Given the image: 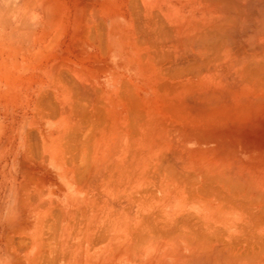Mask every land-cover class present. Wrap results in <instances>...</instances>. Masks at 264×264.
<instances>
[{"label":"crops","instance_id":"obj_1","mask_svg":"<svg viewBox=\"0 0 264 264\" xmlns=\"http://www.w3.org/2000/svg\"><path fill=\"white\" fill-rule=\"evenodd\" d=\"M64 1L60 3L62 10L59 11H61V14L62 12L66 13L65 22L58 24L57 19H55V22L52 23L53 42H51V44L53 47V54H51V58L53 60V69L46 73V76L49 78L47 85L43 86L39 84V87L36 88V91L32 96L33 97L32 100L30 99L33 102L34 109L37 108L38 111L49 113L48 119L43 123V127L46 130V133L49 134L50 138H56V140H58L59 139L58 133H60L62 129L70 128V132L68 136H66L65 143L67 145L66 148L71 149L72 152L66 154L65 163H62L60 157L56 155L51 156L49 158V163H48L49 168L52 169V172L59 177L58 185L62 186L64 188V191L66 192L65 193L66 199L60 202L61 204L60 207H63L67 212V209L69 208L70 209L101 208V207H105V205L110 206L113 203L114 206L116 207L131 209L133 210V212H136L134 213L135 221L133 224V228H131L133 231H131V229L130 231L129 230L128 231L136 236L138 234L139 238L138 236L137 237L134 236V237L138 238V240L140 241H142V239L140 238H144V240L142 241L143 243L142 242L139 243L141 247H130V246H124L125 244L124 241L127 240V238H125L127 234V228L122 230V232H117L112 234L101 230H97L98 232L96 231L95 234L94 232H82L80 235L81 237H75V238L85 239L88 241L90 240L92 241V243L93 241H95L94 244L96 245V247L91 249L85 248V250H82L83 252L80 253L81 257L75 261V264H86V263L87 264H179V263L182 264L185 263L184 256H182L185 255V248L183 243H181L179 236L176 233L174 234V231L170 233V231L166 230V226L168 222L170 223L174 221L170 224H175L177 220H178L177 222L182 221L181 218L183 219V217H185V215L183 214H185L186 208L192 210V208L194 207L193 203L196 200H198V197H200V195L198 196L197 195L198 193L196 194L195 192L200 190L201 186L203 185L201 182L202 179L204 178L202 177H205L206 175L210 174L212 171L221 168V166H223L222 165L223 163H225L224 165L229 164L231 166L232 163L231 161L233 156L231 142H230L231 144H229V152L227 154L228 156H226V151L223 153L224 155L222 154V156H218L219 152L222 153L224 150H226L227 142L225 143V146L220 147L221 142L218 141L219 142L218 143L216 141L217 138L215 136L202 134L201 130L202 128H204L201 127L200 125L202 121L201 122L197 121L194 118L186 119V106L183 103L185 101L184 98L186 95L190 96V94L194 90L187 89L186 91L184 81L185 79L195 80L196 77L195 75L192 76L191 73L192 72L191 69L195 66L193 61H192L193 64L189 62L191 61L190 58L191 52L189 51L187 56L185 54V51L182 52L183 50H185L186 47L187 48L189 47V49H192V47H190V45L186 46L185 44V48H184V45H182L184 41L182 40L184 39V31H183L184 27H181L183 26L181 25L183 24V20L181 19V16L184 15V9H183L184 3L186 1L193 2L195 0H183V1L182 0H137V1L132 0V2L130 0H64ZM128 1L130 3H128ZM133 3L136 4L135 8H132L134 7L132 6ZM167 3L170 6H168ZM130 6L132 7L130 8ZM86 7L88 9H86ZM136 7H139L140 10ZM131 9H133L134 13L131 12ZM135 9L138 10L136 11ZM140 12H143L141 13L142 16H140L141 15ZM155 12L158 13L156 14ZM150 14H152L154 17ZM137 15H139L141 19V20L139 19V22H135L136 20L138 21L139 18L137 17ZM148 15L149 17H146ZM144 16L145 19L147 18L146 19L147 21L146 20L144 21ZM141 17L143 18V21ZM169 17H172L170 18V21L172 23L169 21ZM153 18L154 20H157L155 18H158V22L160 20H164L162 22H165L166 27L171 28L172 32L171 33L168 32L169 33L168 34L167 29L169 28L167 29L164 28L163 26H165L164 25L165 23L162 25L161 21L159 23L157 21L153 23L155 24V26L156 24L158 25L161 24L162 27H159L161 25L159 26L157 25L158 28L152 26L154 25L152 23ZM134 19L136 20L134 21ZM148 19H150L151 21H149ZM94 21L97 23H95ZM99 21L103 23L101 22L99 23ZM135 23L137 24L136 27L140 28L139 30L138 28L135 27L136 25ZM148 24L150 26L149 28H147ZM142 26L143 27L146 26V27L143 28ZM151 26L155 29L157 28L158 31L160 32L164 28L163 30L165 33L164 32L162 34L160 32L157 33L155 29L152 30L153 28ZM142 29L143 30L145 29V31H143ZM148 33H150L149 38L145 37L148 36ZM159 33L160 35L156 37L162 36L161 39L162 41L158 40L160 38L157 39L153 37ZM173 33H176L177 36H175ZM137 36H139V38ZM163 36L165 38L168 37L167 39L168 41H166L165 39L163 40L164 38ZM171 37H175V38H171ZM135 38L138 40H135ZM144 38H148L149 41L148 39L145 40ZM154 38L156 39V41H158V44L157 42H155ZM130 41L132 42L131 45H130ZM138 41H143V42L140 43ZM159 41L160 43L161 42L162 43L160 44ZM164 41L165 44L167 43L166 44L167 47H172V48L169 50H167L168 48H166L167 51L165 50V48L163 49L162 47H165ZM169 42L171 43L175 42V43H172L173 45L171 46V44L169 45ZM148 43L149 46H151V49L150 47L146 46L148 45ZM153 43L157 44V47H155L156 49L159 48L157 51L153 47L155 46ZM159 44L160 46H158ZM162 44L164 46H162ZM124 48L126 50H124ZM160 50L162 52H160ZM163 51L164 52L166 51L167 55L166 52L164 53ZM169 51L172 53V56H170L171 54ZM179 52H181L179 54L181 57L178 55ZM151 53L152 54L154 53V55H152ZM161 53L164 56L163 59H161V57H163L162 55H160ZM176 53L178 57H180V59L177 56H175ZM141 55H143L144 59L141 58ZM150 55L153 58L155 56L158 57H156V59L154 58L153 60L150 58ZM169 56L172 57V59L168 58ZM182 56L184 58H182ZM61 59L65 60V62ZM173 59L174 60L178 59L181 61L178 62L177 60V63L175 65L176 61H173ZM142 60H144L145 63ZM152 61H154V64H152L153 63ZM162 61L163 62L165 61L167 64L171 63L170 66L171 65H175V66H171L170 68L169 65H164L165 62L163 63ZM180 62L184 64H181ZM177 64L183 65L185 70L182 66H180L182 67L180 68ZM151 65H153V67H151ZM163 65L165 67L168 66L169 68L164 69L165 67ZM174 67L176 68L178 67L180 71L174 70ZM161 69L165 70V72H163L162 75H161L162 73ZM181 71L182 73H184L182 74L183 76L178 74V72ZM171 72H173L172 76L175 74L179 76L172 77L170 75ZM156 73L157 75L159 73L160 74L157 76L155 75ZM61 74H63L65 77H62ZM151 75L152 77H150ZM163 80L165 82H168L167 84L170 86V93L167 92L169 91L168 89L169 86H167L166 83L164 82H163L164 85L163 83H161ZM145 81L147 82L145 83ZM171 83L172 84L179 83V84L177 85L175 84L174 85L175 89L172 88L173 90L171 91V87L173 86ZM165 85L168 87L167 89H165L166 88ZM163 86L165 88L160 89L158 91V89ZM177 86L178 88L176 89ZM163 99H164V103L162 101ZM136 101H139L137 105H136ZM140 112H143L142 113L143 116ZM139 113L141 120H143V122H141L142 124L140 123V118L138 119ZM136 119L139 121L138 123L136 122L137 121ZM153 120L156 122V125L153 122ZM147 122L150 125L151 124L152 125L150 126ZM157 122L158 124L165 123L167 125L166 127L168 128L169 134L172 136V139H170L169 137L168 138L153 137L156 136V134L155 135L154 133L152 134V131L153 128L155 129L157 127L158 125ZM144 123H146V125L149 126L148 127L144 126ZM204 123H207L204 125L205 128H210L208 121ZM142 126L146 128H143ZM167 128L164 129L165 134L168 133ZM145 130L147 131V133ZM141 131H143L142 133L144 134H142ZM96 134L97 137L95 136ZM132 135L134 137H132ZM140 137L143 140H140ZM151 140H154L153 141L154 143H151ZM137 142L140 143L141 147L137 148ZM50 143H52V140H50ZM56 144H58L57 141ZM147 144H149V147H152L154 145H161L165 147L164 152L166 153L163 154L164 153L163 152L162 153L163 155L162 154L159 155L158 159L154 157L155 159L153 158L154 159L153 160L150 156L148 157L146 153V151L148 150ZM85 147L87 148L85 149ZM167 154H168V158H167L168 161L166 159ZM146 157L148 158V160ZM219 157H224V158L220 160ZM137 160H140L141 162ZM162 160L165 162H163ZM127 161H128V165L126 163ZM173 161L176 162L177 164L176 163L174 164ZM151 162H155L153 163L154 165H152ZM166 164L167 166L170 165L169 167H171L172 172L174 171L173 175L172 172H169L170 168L167 167ZM155 165H157L159 170L162 171L161 175H164L166 172L165 176H163L164 178L160 176H157L158 179L156 176L155 177L153 176L154 178H152V175L155 174L153 172L152 173L150 172L153 169V167L154 168L157 167ZM173 165L176 166L174 167ZM141 166L143 167V169ZM138 167L140 168V170ZM144 168L147 169L144 170ZM174 168L175 169L178 168V171L177 169L175 170ZM184 168L185 171H182ZM180 171H182V173ZM188 172L190 173L188 174ZM183 173L187 175L185 176ZM191 173L194 175V177L192 176ZM199 173H201V175ZM148 174H152V175L150 176ZM178 175L180 176L177 177ZM99 177H109L110 186H115L116 184L125 186V188L122 189L124 190L122 196L126 198V199L123 198L125 202L122 201L123 199L116 200V203L105 200L93 201V200L85 199L84 195L82 194L81 188L84 185L86 186L92 184L98 185ZM188 177L190 178L191 182L195 181L193 182L194 184L191 183L190 180H188L189 179ZM155 178L157 181L155 180ZM149 179H151L150 180L151 183L148 182ZM183 179H185L188 183L190 182L191 186L189 187L188 183H186L185 180ZM167 180H169V182ZM177 181L179 182L181 181V183L183 184H180L179 182L177 183ZM196 181H198V183ZM137 183H139V185ZM182 187H184V190L182 189ZM146 189L147 191H145ZM170 191H172L173 193ZM190 191L194 192L195 195L194 197H192L193 194ZM184 193L186 195L189 193L188 195L189 196L192 195V196L187 197L188 195L186 196ZM131 197L134 198L131 199ZM135 198L137 199L135 200ZM187 198L190 199L188 200ZM192 201L194 202L192 203ZM140 206H142L143 208ZM138 208L139 209L141 208L142 210L140 211ZM152 209H154L156 212L152 211ZM147 210L149 211L148 213L145 212ZM139 211L140 213H138ZM150 212L155 214L154 216L152 214L153 218L150 217L152 218V220L149 218V216H151ZM193 212L194 211L192 210L191 213ZM179 214H182V216ZM137 215L139 218L138 220H136ZM157 216L159 218L161 217L160 219H162L163 216V220H160ZM177 216H181L180 219L176 220ZM154 217H156V220L158 221L154 220ZM145 218L148 220H146ZM192 218L198 221L197 217H192ZM141 221L143 222V224ZM149 221L151 223L154 221V223H152L153 226H151V223ZM160 223H162V225ZM163 223L165 226L163 225ZM156 224L162 226L161 229H158V227L160 228V226ZM142 225L143 226L145 225L146 227L148 226L147 228L148 230L150 227V233H149V231L144 226L145 230L150 235L147 236L148 233L144 234ZM134 227H135V231H134ZM140 227H142L141 229L144 237H141L142 232L141 234L139 233L141 231ZM151 228L155 229L153 230L152 233H151L152 231ZM156 231H158L159 233H157ZM154 234L157 236L156 237L157 240L155 239ZM170 235L171 236L177 235L176 236L177 238L171 237ZM168 236L171 239L170 241ZM151 237H153L154 239L153 238L151 239ZM147 238H148V242L145 241L147 240ZM167 238L168 241L164 240ZM117 240L119 241L118 242L119 247L114 246L117 243L115 242ZM151 240L154 241L151 242ZM144 242H146L145 245ZM146 250L148 251L147 253Z\"/></svg>","mask_w":264,"mask_h":264},{"label":"bare ground","instance_id":"obj_2","mask_svg":"<svg viewBox=\"0 0 264 264\" xmlns=\"http://www.w3.org/2000/svg\"><path fill=\"white\" fill-rule=\"evenodd\" d=\"M130 1L132 2V0H130ZM139 2H137V3H139ZM128 3H130V2L128 1ZM135 3H133V5H132L134 7L130 6V8L131 7L135 8V5H136ZM173 4H174V2H173ZM128 5H127V7H128ZM167 5L170 6L168 3H167ZM140 7H141V5H140ZM136 8L139 9V7H136ZM86 9H88V8L86 7ZM183 9H184V15L181 16V19L183 20V24H181V25H183V26H181V27H184V29H183L184 39H182L184 41H183L182 45H184V48H185V44H186V46L190 45V47H192V49L189 50L191 52V55H190L191 61H189V62H191V63H192V61L194 62L195 66L191 69L192 70L191 73H192V76L195 75V77H196L195 80L191 79L192 82H190L189 87L186 88V91H187V89H192L194 91L190 94V96H188V95L185 96L186 98H184L185 101L183 103L186 106V111H188L189 114L192 115L195 120L200 121V122L201 121H205V122L208 121L214 127L215 130H218V133L216 134V138H217L216 141L221 142L220 147L225 146V143L227 142L226 150H224L222 153L217 152L218 156H222V154L225 151H226V156H228L227 154L229 152V144L232 143V152H233L232 155H233V157H235V159L233 161V166H230L229 164L224 165L225 163H223L222 164L223 166H221V168L216 169L215 171H212L210 174L206 175L205 177H202L204 179H202L201 183L204 186L202 185L201 188L197 187V188H200V190H198V191L195 190L196 191L195 193L196 194L198 193L197 195L198 196L200 195V197H198V200H196L195 202L192 201V203L193 202L195 203V204L193 203L194 207L192 208V210L194 212L191 213L192 210L191 209L189 210L186 208V211L184 210L185 214H183V215H185V217H183V219L181 218V220L183 222L182 221L177 222L178 221L177 219H180V217L182 216V214H179L181 216H177V218H176L177 221L175 222V224H170L174 221H172L170 223L168 222V224L166 223L167 224L166 230L170 231V233L174 231V234L176 233L179 236L181 243H183V245H184L185 255H182V256H184L185 263H182V264H264V0H195L193 2L192 1L191 2L186 1L183 5ZM131 12L134 13L133 9H131ZM148 12H147V14H148ZM153 12H154V9H153ZM141 13H143V12H140V14ZM155 13L157 14L158 12H155ZM175 13H177V12H175ZM150 15H152V14H150ZM140 16H142V14ZM137 17H139V15H137ZM146 17H149V15ZM170 18H172V17H169V21H170ZM139 19H140V17L138 18V21L136 19H134V21L136 20L135 22H139ZM146 19L144 16V21ZM155 19H157V20H154V18H153L152 23L155 21L158 22V18H155ZM148 20L151 21L150 19H148ZM134 21H133V23H134ZM142 21H143V18H142ZM160 21H161L162 25L165 23V22H162L164 20H160ZM100 22L101 21H99V23ZM166 22H168V21H166ZM95 23H97V22H95ZM101 23H103V22H101ZM139 24H141V23H139ZM161 24H159V25H161ZM177 24H180V23H177ZM157 25L158 24H156V26H155V24H154L152 26L157 27ZM162 25L159 27H162ZM164 25H165V26H163L164 28H166V29L169 28V27H166V23ZM136 26H137V24L135 25V27ZM147 26H148L147 28L150 27L149 24ZM145 27H143V28H145ZM97 28H99V27H97ZM136 28H138V27H136ZM157 28L156 29L153 28L152 30L155 29V31H157V33H158L160 31H158ZM139 29L140 28H138V30ZM162 30L160 32L161 34L164 32V30L163 31ZM167 30H168L167 33L172 32L171 28H169ZM169 30H171V31H169ZM143 31H145V29ZM143 31H141V32H143ZM150 31H151V29H150ZM173 31H174V28H173ZM135 32H136V30H135ZM88 33H90V32H88ZM150 33H148V36H145V37L149 38ZM160 33L155 35V36H153L152 34L151 35L157 39L160 38L158 40H161L162 36L156 37V36L160 35ZM83 34H84V32H83ZM153 34H154V32H153ZM173 34L175 36H177L176 33H173ZM173 34H172V36H173ZM141 35H143V34H141ZM145 35H146V33H145ZM169 36H171V35H169ZM137 37L139 38V36H137ZM148 38H144V39L146 40ZM150 38H151V36H150ZM155 38H154V40L158 44V41H156ZM171 38H175V37H171ZM164 39L166 41H168L167 40L168 37H166V38L164 37L163 40ZM135 40H138V39L135 38ZM143 41H138V42L142 43ZM148 41H149V39H148ZM131 43L132 42L130 41V45H131ZM149 43L146 46L150 47V49H151V46H149ZM159 43H160V41H159ZM172 43H175V42H172ZM172 43L169 42V45L171 44V46H172L173 45ZM143 44H145V43H143ZM153 44L155 45V46H153L154 48L157 47L156 43H153ZM160 44L158 46H160ZM164 44H165V41H164ZM166 44H165V47H162L163 49L165 48V50H166V48H168L167 50H169L172 48V47H167ZM162 46H164V45L162 44ZM179 46H180V44H179ZM186 48L182 52L185 51V53H186ZM155 49H154V52H155ZM158 49H156V51ZM124 50H126V49L124 48ZM139 50H140V48H139ZM160 52H162V51L160 50ZM180 53L181 52H179L178 55ZM170 54H171L170 56H172L171 52H170ZM152 55H154V53ZM160 55H162V53ZM166 55H167V52H166ZM178 55L176 53L175 56L178 57ZM182 55H183V53H182ZM170 56L168 58L172 59V57H170ZM156 57H158V56H155L154 58L156 59ZM180 57H178V58L180 59ZM141 58L144 59L143 55H141ZM150 58L154 60V58L151 57V55H150ZM159 58H160V56H159ZM163 58H164V56L161 57V59H163ZM182 58H184V57L182 56ZM174 59H173V61H176L175 62V65H176L178 59L177 60H174ZM183 60H182V62H183ZM142 61L144 62V60H142ZM173 61H172V64H173ZM179 61H181V60H178V62ZM140 62H141V60H140ZM152 62H153L152 64H154V61H152ZM182 62H180V63L184 64ZM165 63H164V65H169L170 68H171V66H175V65L170 66L171 63H169V64H167V63L165 64ZM159 65H161V64H159ZM155 66H158V65H155ZM178 66L183 67V65H178ZM139 67H142V66H139ZM146 67H147V65H146ZM151 67H153V65H151ZM169 67L166 66L164 69L169 68ZM182 67H180V68H182ZM156 69H158V68H156ZM174 70L180 71V69H178V67L177 68L174 67ZM174 70H173V72H174ZM184 70H185V68H184ZM169 71H170V69H169ZM173 72H171V74L170 73L169 74L172 76ZM162 74H163V70H162L161 75ZM178 74L182 75L184 73H182V71H181V72H178ZM155 75H157V73ZM173 76H179V75L175 74ZM150 77H152V75ZM179 78H181V77H179ZM146 82L147 81H145V83ZM161 83H163V82H161ZM164 83H166V85L169 86L167 84L168 82L164 81ZM164 83H163V85H164ZM120 84H121V82H120ZM175 84H172L173 86L171 85L172 86L171 91L173 90L172 88L175 87L174 86ZM177 84H179V83H177ZM167 86H166V88L164 86L160 87L158 89V91L160 89H164V88L167 89L168 88ZM127 87H129V86H127ZM158 87H159V85H158ZM92 88H94V87H92ZM177 88H178V86L176 87V89ZM168 89H169V91H167V92L170 93V86ZM165 92H166V90H165ZM163 94H164V92H163ZM181 96H184V95H181ZM151 98H152V96H151ZM162 101L164 103V99ZM138 102L139 101H136V105ZM38 103H40V102H38ZM40 107H41V105H40ZM141 111H142V109H141ZM140 113L142 114L143 112H140ZM140 113H139L138 119L140 118ZM129 115H131V114H129ZM186 115H188V114H186ZM142 116H143V114H142ZM136 122L138 123L139 121L137 120ZM141 122H143V120H141V118H140V123ZM153 122L156 125V122L154 120H153ZM132 123H134V122H132ZM137 126H139V125H137ZM137 126H136V128H137ZM144 126H147L146 123H144ZM143 128H146V127H143ZM149 128H151V127H149ZM138 129H139V127H138ZM142 132L143 131H141V133ZM146 133H147V131H146ZM142 134H144V133H142ZM152 134H153V131H152ZM95 136L97 137V134ZM143 136H142V138H143ZM132 137H134V136L132 135ZM153 137H155V136H153ZM140 140H143V139H141V137H140ZM153 141L154 140H151V143H154ZM147 145H149V144H147ZM152 145H154V144H152ZM86 148L87 147H85V149ZM217 150H219V149H217ZM143 152H144V150H143ZM92 153H93V151H92ZM165 153L166 152H164L163 154H165ZM135 154H136V152H135ZM164 156H162V157H164ZM126 158H127V156H126ZM155 158L158 159V156ZM167 158H168V154H167L166 159ZM219 158H220V160H222L224 157H219ZM147 160H148V158H147ZM137 161L141 162L140 160H137ZM159 161H160V159H159ZM167 161H168V159H167ZM163 162H165V161H163ZM169 162H170V160H169ZM171 162H172V159H171ZM126 163L128 165V161ZM153 163H155V162H151L152 165H154ZM161 163H158V164H161ZM175 163L176 162H174V164ZM157 165H155V166H157ZM110 166H112V165H110ZM137 166H139V165H137ZM146 166H148V165H146ZM166 166H167V164H166ZM169 166H167V167H169ZM179 167H181V166H179ZM169 168H170L169 172H172L171 167H169ZM142 169H143V167H142ZM146 169L144 168V170H146ZM149 169H151V168H149ZM163 169H164V167H163ZM176 169L178 171V168H176ZM139 170H140V168H139ZM182 171H185V168ZM182 171H180V172L182 173ZM173 172H172V175L174 174ZM150 173H152V171ZM161 173H162V171L160 170V174ZM189 173L190 172H188V174ZM165 174H166V172H165ZM165 174L162 175V177L165 176ZM183 174L185 175V173H183ZM199 174L201 175V173H199ZM148 175L151 176L152 174H148ZM204 175H205V172H204ZM169 176H171V175H169ZM179 176L180 175H178L177 177H179ZM192 176L194 177L193 174H192ZM152 178H154L153 175H152ZM180 178H182V177H180ZM157 179H158V177H157ZM185 179H183V180H185ZM155 180H156V178H155ZM174 180H175V178H174ZM179 180H181V179H179ZM186 180H185V182L188 183ZM188 180H190V178ZM193 180H195V179H193ZM167 181L169 182V180H167ZM178 182L179 181H177V183ZM190 182H191V180H190ZM190 182L188 183L189 187L191 186ZM193 182H195V181H193ZM193 182H191V183H193ZM196 182L198 183V181H196ZM179 183L183 184V183H181V181ZM137 184L139 185V183H137ZM176 185H178V184H176ZM180 187H181V185H180ZM153 188H154V186H153ZM182 189L184 190V187H182ZM192 189H194V188H192ZM145 191H147V189ZM151 191H153V190H151ZM172 191H170V192H172ZM191 191H193V190H191ZM191 193L193 194V196L192 195H190V196L194 197L195 196L194 192H191ZM170 195H171V193H170ZM190 196L188 195L187 197H190ZM148 197H150V196H148ZM192 197H191V199H192ZM122 198H124V197L122 196ZM133 198L134 197H131V199H133ZM124 199H126V198H124ZM124 199L122 200L123 202H125ZM136 199L137 198H135V200ZM185 200H186V197H185ZM193 200H194V198H193ZM174 203H176V202H174ZM158 204H159V202H158ZM140 207H142V206H140ZM132 209H133V207H132ZM147 209H150V208H147ZM154 209H152V211H155ZM168 209H169V207H168ZM130 210H128V212ZM139 210L141 211L142 209L140 208ZM140 211L138 213H140ZM145 212L148 213L149 211L147 210ZM134 213H136V212H134ZM150 213H151L150 214L151 216H149V218L152 217V214H153L152 212H150ZM159 214H160V212H159ZM161 214H162V212H161ZM154 215L155 214H153V216ZM156 215H157V213H156ZM122 216H124V214ZM120 217H121V215H120ZM192 217H197L198 221L197 220L193 221ZM143 218H142V220H143ZM152 218H150V219L152 220ZM148 219H146V220H148ZM154 220H156V217H154ZM160 220H163V216H162V219H160ZM82 221H83V219H82ZM85 221H87V220H85ZM156 221H158V220H156ZM164 221H167V220H164ZM161 222H163V221H161ZM115 223H117V222H115ZM152 223H154V221ZM152 223H151V226H153ZM164 223H163V225H164ZM105 224H107V223H105ZM122 224H124V223H122ZM142 224H143V222H142ZM158 224H156V225H158ZM160 224L162 225V223H160ZM73 226H75V225H73ZM77 226H78V224H77ZM144 226H143V231H144V234H146L148 232L145 230V228L146 229L148 228L149 223H148L147 227L145 226V228H144ZM158 226H160V225H158ZM161 227L162 226H160V228L158 227V229H161ZM126 228L127 227H125V229ZM130 228H132V227H130ZM141 228L142 227H140V230H141L139 232L140 234L142 232ZM154 228H156V227H154ZM138 229H139V226H138ZM153 230H155V229H152L151 233L153 232ZM129 231H127V232H129ZM131 231H133V230L131 229ZM134 231H135V227H134ZM148 231L150 233V227H149ZM156 232L159 233L158 231H156ZM164 232H165V230H164ZM149 233L147 234V236L150 235ZM74 236L72 235V237H74ZM137 236H138V234H137ZM176 236L172 235L171 237L175 238ZM141 237H144L143 232H142ZM156 237L157 236L155 235V239H156ZM129 238H131V237H129ZM138 238H139V236H138ZM152 238L153 237H151V239ZM168 238L170 241L171 239L169 236H168ZM168 238L164 239V240L168 241ZM140 239H142V241L144 240V238H140ZM158 239H160V238H158ZM134 241H137V240H134ZM145 241L148 242V238ZM153 241L151 240V242H153ZM67 244H68V242H67ZM145 244H146V242H144V245ZM59 245H60V243H59ZM73 245H75V243ZM72 246H71V248H72ZM163 248H165V247H163ZM65 249H66V247H65ZM147 250H146V253L148 252ZM160 251H162V250H160ZM67 253H68V251H67ZM62 254H63V252H62ZM67 256H68V254H67ZM63 259H65V258H63Z\"/></svg>","mask_w":264,"mask_h":264},{"label":"rangeland","instance_id":"obj_3","mask_svg":"<svg viewBox=\"0 0 264 264\" xmlns=\"http://www.w3.org/2000/svg\"><path fill=\"white\" fill-rule=\"evenodd\" d=\"M63 1L0 0V264H75L82 250L96 247L95 241L92 244L75 237L97 230L112 234L127 227L128 231L135 221L133 210L113 203L101 208H69L67 212L60 207L66 192L48 163L54 155L65 163L66 154L72 152L64 142L70 128L62 129L58 140L50 138L43 127L49 113L34 109L31 100L39 84L47 85L46 73L53 69L52 23L55 19L58 24L65 22L66 13L59 11ZM189 50L186 48V56ZM184 82L187 88L192 80ZM187 112L186 119H193ZM204 122L201 127L207 124ZM209 125L202 128V134L216 137L218 130L210 122ZM166 126L163 123L153 128L155 137L172 139L168 128L165 136ZM164 150L161 145H148L146 153L154 158ZM234 159L232 156L231 166ZM151 171L154 177H162L158 166ZM124 188L120 184L110 186L109 177H99L98 185H84L81 189L87 200L116 203ZM127 234L124 246L140 247L141 241ZM115 242L114 246L119 247V241Z\"/></svg>","mask_w":264,"mask_h":264}]
</instances>
